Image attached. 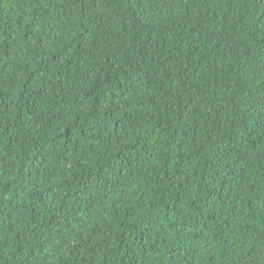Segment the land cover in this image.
Returning <instances> with one entry per match:
<instances>
[{
	"label": "trees",
	"instance_id": "1",
	"mask_svg": "<svg viewBox=\"0 0 264 264\" xmlns=\"http://www.w3.org/2000/svg\"><path fill=\"white\" fill-rule=\"evenodd\" d=\"M0 264H264V0H0Z\"/></svg>",
	"mask_w": 264,
	"mask_h": 264
}]
</instances>
